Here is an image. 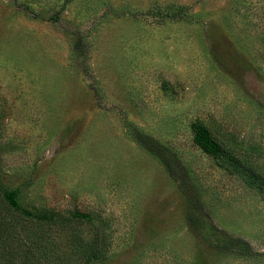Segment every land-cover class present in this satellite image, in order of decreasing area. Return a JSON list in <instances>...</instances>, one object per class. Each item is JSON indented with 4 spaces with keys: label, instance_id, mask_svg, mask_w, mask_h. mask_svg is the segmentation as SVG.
<instances>
[{
    "label": "rangeland",
    "instance_id": "rangeland-1",
    "mask_svg": "<svg viewBox=\"0 0 264 264\" xmlns=\"http://www.w3.org/2000/svg\"><path fill=\"white\" fill-rule=\"evenodd\" d=\"M0 184V264H264V0H0Z\"/></svg>",
    "mask_w": 264,
    "mask_h": 264
},
{
    "label": "trees",
    "instance_id": "trees-1",
    "mask_svg": "<svg viewBox=\"0 0 264 264\" xmlns=\"http://www.w3.org/2000/svg\"><path fill=\"white\" fill-rule=\"evenodd\" d=\"M133 140L147 153L156 157L164 168L167 170L168 174L174 178L178 183L182 194L184 195L187 204L190 208L195 209V211H202L203 204L198 192L197 187L185 177H180L176 175V171L173 168V163L170 159L167 148L157 141L155 138L148 136L144 133L137 132L136 135H132ZM195 142L199 147L206 153L217 155L220 152V147L218 143L211 137L208 130L202 125L196 127L195 132ZM25 185L21 184L15 188H6L0 184V203L7 207L11 212L18 215L20 218L29 220V221H51L52 213L48 210L36 209V208H27L24 206L21 197L24 191ZM77 218L90 221L88 215L79 214ZM1 235H8L4 229H0ZM234 244L239 245L245 253L253 254L250 250L249 245L239 239L233 241ZM255 254V253H254ZM86 255V254H85ZM84 255V256H85ZM81 264H94L88 256H85L81 260Z\"/></svg>",
    "mask_w": 264,
    "mask_h": 264
}]
</instances>
